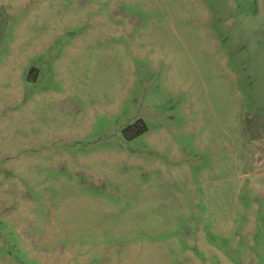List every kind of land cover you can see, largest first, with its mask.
<instances>
[{"label":"rangeland","instance_id":"1","mask_svg":"<svg viewBox=\"0 0 264 264\" xmlns=\"http://www.w3.org/2000/svg\"><path fill=\"white\" fill-rule=\"evenodd\" d=\"M0 264H264V0H0Z\"/></svg>","mask_w":264,"mask_h":264}]
</instances>
